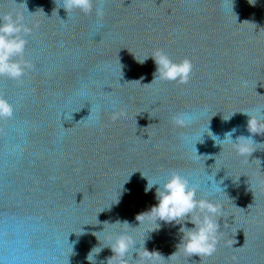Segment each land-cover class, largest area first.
I'll return each mask as SVG.
<instances>
[{
    "label": "water",
    "instance_id": "water-1",
    "mask_svg": "<svg viewBox=\"0 0 264 264\" xmlns=\"http://www.w3.org/2000/svg\"><path fill=\"white\" fill-rule=\"evenodd\" d=\"M56 3L0 0V17L22 14L32 29L23 59L33 65L19 81L0 76L14 109L0 119V264H106L122 233L135 241L129 264L143 244L158 264H264V134L242 113L264 121V0H93L92 13L69 16ZM156 49L191 60L187 84L145 85ZM178 112L193 123L175 127ZM233 128L234 142L254 141L251 155L208 135ZM172 171L221 206L212 256L178 249L187 219H136L158 204L148 182Z\"/></svg>",
    "mask_w": 264,
    "mask_h": 264
},
{
    "label": "clouds",
    "instance_id": "clouds-1",
    "mask_svg": "<svg viewBox=\"0 0 264 264\" xmlns=\"http://www.w3.org/2000/svg\"><path fill=\"white\" fill-rule=\"evenodd\" d=\"M249 3L254 5L255 0H249ZM23 4L27 8L26 3ZM231 4L233 9L232 0ZM59 7H62L67 12L68 16L73 10H79L85 15H88L93 11V0H61V2L57 4V8L53 10L57 15ZM39 10L43 12L42 9ZM104 15L103 7H97V18L103 19ZM31 31L32 29L24 23V17L22 14H17L15 18L11 13L4 14L0 17V76H7L12 80L19 81L21 77L25 75L26 70L33 67L29 61L23 59L27 44V40L24 36L31 34ZM16 57H19L20 59L17 60L15 59ZM150 57L155 61L156 71L154 73L153 81L150 84L145 85H151L156 80L174 81L178 84H187L189 82L193 70V65L189 58L185 57L179 63H176L172 61L162 49L154 50ZM147 58L148 57L144 60ZM144 60L138 62L143 63ZM120 67L122 77V65H120ZM141 79H143V77H141ZM244 85L247 86L246 81L244 82ZM13 112V106L5 98L0 96V119L12 118ZM242 113L249 117L247 128L250 133L264 134V121L258 120L248 112ZM234 114L235 113L232 115ZM125 115L126 112L121 109L113 112L111 119L116 121ZM231 116L224 120H229ZM170 119L172 124L177 128H187L193 123L192 118L187 116L184 112L175 113ZM235 131L236 129L233 128L231 131L226 132L223 140L214 135L209 129L208 135L213 139L215 144L219 145L221 148L224 143H231L238 155H251L253 150L250 147V142L254 141L250 137L246 138L240 136L237 137L234 142L232 136ZM181 138L187 139L183 134L181 135ZM199 142L203 141L200 140ZM156 185H159L156 187L155 192L158 204L153 206L150 211L138 214L136 219L141 222L145 216H151L156 221L160 220L166 223L175 222L176 224H181L187 219L194 225V227L187 228L181 226L180 232L183 233V239L178 246V249L182 246L184 252L189 256H212L216 252L217 244L219 242L218 232L220 225L217 217L222 215L221 206L208 199H197L196 187L190 186L188 179L176 171H172L167 181L162 185L150 184L148 182L145 191H150L153 186ZM250 206L251 205H249V207ZM104 224L109 223L105 221ZM112 224L129 225L127 221L121 222L119 220ZM134 245L135 241L132 236L126 233L117 236L114 242L109 245L113 255L107 258L106 264H129L128 253ZM143 245L136 250L139 258L138 264H158V262L165 259L160 252L149 251ZM91 253L92 252H90L87 257L89 261ZM175 254L176 253H173L169 258L174 257ZM101 264H104V262L102 261Z\"/></svg>",
    "mask_w": 264,
    "mask_h": 264
}]
</instances>
